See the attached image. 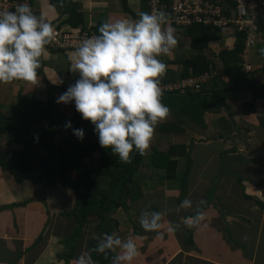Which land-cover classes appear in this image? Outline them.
<instances>
[{
	"label": "crops",
	"instance_id": "0c3cea01",
	"mask_svg": "<svg viewBox=\"0 0 264 264\" xmlns=\"http://www.w3.org/2000/svg\"><path fill=\"white\" fill-rule=\"evenodd\" d=\"M142 1L73 0L72 3L83 13L86 27L95 29L109 20L137 19L143 12ZM31 2L37 16L42 14L51 24L71 26L66 21L68 13L59 12L50 0ZM167 24L173 29L177 43L170 55L160 58L167 65L166 71L176 70L177 78L166 82L165 71L160 84L180 79L183 70L182 64H167L165 59L186 60L193 54L186 29L169 21ZM259 26L260 39L250 46L247 58L242 60L253 87L241 81L232 91L234 97L226 99V108L205 112V127L193 123L186 114L176 113L172 106L168 107L167 117L157 124L135 176L142 195L129 200L128 210L119 207L111 212L119 221L112 234L132 238L137 245V261L132 264H264V56L259 52L264 47V12L259 16ZM236 41L235 33L221 34L206 52L209 59L216 61L218 73L224 79L227 76L215 54L224 48H234ZM72 51L46 45L34 83H0L1 112L10 115L21 96L55 102L78 78L68 70L67 55ZM245 63L251 66L250 70ZM215 73L203 86L204 93L211 92ZM187 91L196 92L189 88L175 93ZM250 102L249 112H243ZM59 104L65 113L72 112L73 103ZM11 147L7 134L0 132V150ZM155 150L170 152V160L177 161L173 178H167L166 170L151 162ZM232 153L243 156L233 164L238 173L219 175L222 157ZM249 166L252 172L247 171ZM210 188L215 194L212 199L206 196ZM185 197L192 200L193 207L177 211L176 206ZM76 204L77 193L69 185L57 182L45 191L43 185L28 180L19 183L10 172L0 170V264H78L82 254L94 261L86 234L74 239V254L69 255L66 237H72L69 234L74 226L76 229V223L65 213L72 212ZM143 210L162 213L157 248H168V255L162 259L145 262L143 258L139 243L145 230L138 222ZM196 210L203 212L204 220L194 229L185 228L180 223L181 217L193 215ZM173 223L178 225L176 230L165 231ZM92 232L100 237L104 233L97 229ZM147 250L149 255H156L153 247Z\"/></svg>",
	"mask_w": 264,
	"mask_h": 264
},
{
	"label": "clouds",
	"instance_id": "9594fccd",
	"mask_svg": "<svg viewBox=\"0 0 264 264\" xmlns=\"http://www.w3.org/2000/svg\"><path fill=\"white\" fill-rule=\"evenodd\" d=\"M54 37L52 24L42 14H34L27 0L17 3L14 10L0 8V83H34L45 46ZM176 43L164 12H140L137 19L105 21L68 53V70L78 78L55 102L73 103L81 118L93 125L99 145L110 149L120 162L130 163L134 152L147 153L157 124L169 113L160 86L167 65L160 57L170 55ZM259 52L264 56V47ZM64 128L83 140L82 128H72L70 121ZM192 207V200L185 197L176 210ZM203 220V212L196 210L181 217L180 223L194 229ZM138 222L146 232L159 235L162 213L143 210ZM177 227L170 224L167 231ZM95 248L105 258L111 253L110 264H132L138 255L132 238L109 233L101 234ZM78 264L91 261L82 254Z\"/></svg>",
	"mask_w": 264,
	"mask_h": 264
},
{
	"label": "trees",
	"instance_id": "16d2710c",
	"mask_svg": "<svg viewBox=\"0 0 264 264\" xmlns=\"http://www.w3.org/2000/svg\"><path fill=\"white\" fill-rule=\"evenodd\" d=\"M73 0H50L59 11L68 13L67 22L75 28H87L83 13L75 8ZM143 12L149 9L148 0H143ZM101 25V24H100ZM99 25V26H100ZM98 26V27H99ZM96 27L94 30L97 31ZM186 29L193 51L191 57L166 63L182 64L183 70L178 78L198 76L206 72H216L211 80L210 93L200 91H162V102L172 106L176 113L186 114L200 127H205L204 114L207 111H217L227 107V98L234 97V88L245 85L254 86L248 79L242 66L241 53L244 48V32H237L235 47L221 49L215 54L222 65L226 78L218 73V65L214 59H209L206 52L210 43L221 37L218 26L193 22ZM261 34V30H260ZM176 70L166 71L165 81L175 80ZM245 105L243 112H249ZM70 121L72 128L84 130L83 140L77 139L71 129H65L64 124ZM166 125H163L162 129ZM161 127H159L160 129ZM64 130V131H63ZM0 132L7 134L11 148L0 150V170L10 172L17 182L28 180L34 184L43 185L45 191L57 182L69 185L77 193V204L74 210L65 215H71L76 223L75 237H66L69 244V255L74 254V238L87 235L95 260L91 264H110L109 258L96 251L95 245L101 237L92 231L97 229L112 234L118 228L119 221L111 212L119 207L128 210L129 200L142 195L135 176L139 171L145 155H131L130 163H122L110 149L102 148L93 125L83 120L73 106L70 114L62 110L60 104L53 101H40L35 97L21 96L10 115L5 116L0 110ZM38 136V139L36 138ZM186 151L184 150V154ZM171 153L157 150L151 156V162L166 170V177L171 179L177 161L170 160ZM187 178L183 179L185 182ZM185 189H182L184 193ZM246 198L250 196L245 195ZM86 228L89 232L86 233Z\"/></svg>",
	"mask_w": 264,
	"mask_h": 264
},
{
	"label": "built area",
	"instance_id": "2783aa9c",
	"mask_svg": "<svg viewBox=\"0 0 264 264\" xmlns=\"http://www.w3.org/2000/svg\"><path fill=\"white\" fill-rule=\"evenodd\" d=\"M21 0H0V8L14 10ZM27 3L32 9L31 0ZM149 13L164 12L167 21L179 28H187L193 22L218 26L221 34L244 32L243 61L250 46L260 39L259 16L264 12V0H148ZM55 37L48 45L56 49H75L80 41L96 33L91 27L79 29L52 24ZM247 70L251 69L245 63ZM212 73L180 78L160 84L162 91H199L210 80Z\"/></svg>",
	"mask_w": 264,
	"mask_h": 264
},
{
	"label": "rangeland",
	"instance_id": "374dc122",
	"mask_svg": "<svg viewBox=\"0 0 264 264\" xmlns=\"http://www.w3.org/2000/svg\"><path fill=\"white\" fill-rule=\"evenodd\" d=\"M247 171L252 172L250 166H249V169ZM135 179H136V177H135ZM212 191H213V188H210L209 192L206 194V196L209 197L210 199H212L215 195V194H213ZM68 228H70V225ZM85 230H86V233H87V231L89 232V228H86ZM165 231H167V230L165 229ZM69 235H72L73 237L76 236L75 235V226L72 228V231L70 232ZM76 238H74V239H76ZM79 241H80V239H79ZM158 242H159V235L157 233L145 231L144 236L141 238V242L139 243V245L141 246V248L143 250V258H144L145 262H148L149 259L152 260L153 258H155L157 260L162 259L164 256L168 255V252H167L168 248L165 249L163 247L161 250H159L157 248ZM150 247H153L155 249L156 255H149V253H148L149 250H147V249H149ZM136 261L137 260L135 258V260L133 262H136Z\"/></svg>",
	"mask_w": 264,
	"mask_h": 264
},
{
	"label": "water",
	"instance_id": "95a60500",
	"mask_svg": "<svg viewBox=\"0 0 264 264\" xmlns=\"http://www.w3.org/2000/svg\"><path fill=\"white\" fill-rule=\"evenodd\" d=\"M237 159H243V156L240 153H232V154L224 155L222 157L219 175L225 174L227 172L238 173L233 168V164ZM39 198L43 199L41 197Z\"/></svg>",
	"mask_w": 264,
	"mask_h": 264
}]
</instances>
